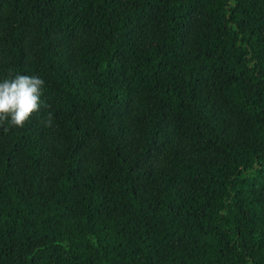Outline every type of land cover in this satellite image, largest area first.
<instances>
[{
    "label": "trees",
    "instance_id": "1",
    "mask_svg": "<svg viewBox=\"0 0 264 264\" xmlns=\"http://www.w3.org/2000/svg\"><path fill=\"white\" fill-rule=\"evenodd\" d=\"M16 74L0 264H264V0H0Z\"/></svg>",
    "mask_w": 264,
    "mask_h": 264
},
{
    "label": "clouds",
    "instance_id": "2",
    "mask_svg": "<svg viewBox=\"0 0 264 264\" xmlns=\"http://www.w3.org/2000/svg\"><path fill=\"white\" fill-rule=\"evenodd\" d=\"M44 80L37 76L16 74L11 79L0 82V127L10 124L23 128L25 123L41 109ZM52 124V114L44 122ZM7 132L8 128L4 127Z\"/></svg>",
    "mask_w": 264,
    "mask_h": 264
}]
</instances>
